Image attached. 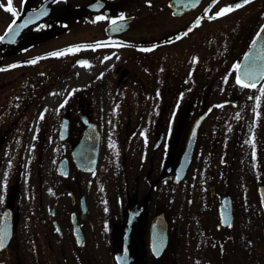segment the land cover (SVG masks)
<instances>
[{"label": "flooded vegetation", "instance_id": "flooded-vegetation-1", "mask_svg": "<svg viewBox=\"0 0 264 264\" xmlns=\"http://www.w3.org/2000/svg\"><path fill=\"white\" fill-rule=\"evenodd\" d=\"M43 1L12 0L13 15L0 0V95L21 101L0 103V264H115L125 231L141 264H167L172 238L180 248L195 241L208 264L224 260L230 241L246 240L235 230L245 204L226 160L236 146L222 121L209 119L255 89L235 82L232 64L264 24V0L220 17L211 13L233 0H217L208 13L210 0H53L22 29ZM10 23L19 24L12 43ZM82 44L94 47L47 55ZM40 61L54 76L46 100L36 99ZM23 95L34 98L22 103ZM204 111L184 172L189 132ZM197 181L205 191L186 194L183 206L181 187ZM223 200L232 207L227 223ZM151 239L154 248L165 239L158 256Z\"/></svg>", "mask_w": 264, "mask_h": 264}, {"label": "rangeland", "instance_id": "rangeland-1", "mask_svg": "<svg viewBox=\"0 0 264 264\" xmlns=\"http://www.w3.org/2000/svg\"><path fill=\"white\" fill-rule=\"evenodd\" d=\"M47 64L46 61L39 62L38 90L36 92V99L38 100L43 98L46 100L45 89L54 78L52 72L46 68ZM24 72L26 73L25 77L31 76L30 68L24 69ZM261 83H264V80ZM260 84L255 89L243 93L237 107H230V110H227V106V108L215 107L210 115L209 120L222 121L221 124L227 130L231 145L236 146L235 150H230L226 160L228 167L231 168V190H234L237 196L239 194L245 204L244 207L238 209L240 217L237 218L235 230L243 232L242 236L246 237V240H244L245 242L241 240V244L240 242L232 243L230 241L227 245L224 260L219 258L216 262L215 259V264H264V217L259 215V201L255 192L256 184L264 182V93L260 92ZM24 85L30 88L31 79L27 78ZM236 94L234 90H231L229 97L233 98ZM31 98H34V96L23 95L22 103L29 102ZM212 100L213 97L209 99V102ZM19 102L21 101L16 100V96L0 95V103ZM221 129L222 127H219V130ZM250 140L252 143H249ZM232 152L238 155L231 154ZM196 167L197 164L193 168ZM218 169H221V167L217 166L216 170ZM228 173L230 172L228 171ZM224 177L229 180L228 175ZM200 183L197 181L181 187L184 193L183 206L189 203V201L185 202L186 194L193 197V194L195 196L197 193L201 194L205 191L204 185L201 189L197 187ZM163 202L162 200L159 204L161 205ZM176 220L177 217L174 222ZM182 244L183 248H180V241L172 238L170 248L166 254L167 264H208L212 260L210 255H200L195 241L183 240ZM200 245L202 253L206 254L207 244L200 241Z\"/></svg>", "mask_w": 264, "mask_h": 264}, {"label": "water", "instance_id": "water-1", "mask_svg": "<svg viewBox=\"0 0 264 264\" xmlns=\"http://www.w3.org/2000/svg\"><path fill=\"white\" fill-rule=\"evenodd\" d=\"M52 1L53 0H45L40 4L39 7L29 11L28 14L24 16L25 20H30V22L26 23V24H30L31 22H37L38 20L43 18L45 15H47L50 12ZM41 8H43L44 14L40 15L37 18L36 16L33 15V12L39 11ZM26 24L23 25L22 29L25 28ZM18 27H19V24L15 23L14 26L12 27V29H10L8 31L6 38L9 40L10 43H12L11 38H9L10 34L12 32L17 33ZM259 31H264V30L260 29ZM15 36H16V34H15ZM261 47H264V35H262L260 37H256L255 42L252 41L251 45L246 49L245 52H248L250 55L247 57L245 55L242 56L240 62L238 63L240 65V68L236 69V74H237V72L243 74V71H244V68L246 65L249 67H256V68H259L261 65H264V53H262L260 51ZM256 56H261L262 59L255 60L254 57H256ZM262 77L263 76H257V80L255 81V83L257 84L261 80ZM202 116H203V114L200 115L195 120V122L191 128V131L189 133V136H188L187 147H186L187 152L183 158V171L184 172H185L186 166H187L189 159H190L191 150H192V147H193V144L195 141V137H196L197 126H198V123L201 120ZM258 191H259L260 200H261L262 209H263V214H264V184H261L259 186ZM220 215L222 216V221H223V218L231 220L232 212H231V203H229V200H223V202L221 203ZM159 226H160V223H159V219L157 217L153 222V227L157 232L160 230ZM151 246H152V248L155 247V244H153V239H151ZM164 246H165V239L163 241L162 246H160V247L157 246V248H155L156 251H154V249H153L155 256L159 255V253L161 252V250ZM113 257H114V261L116 264H141V263L137 262L135 254H134V252L130 246L129 232L125 231V233L122 237L121 243L113 249Z\"/></svg>", "mask_w": 264, "mask_h": 264}, {"label": "snow or ice", "instance_id": "snow-or-ice-1", "mask_svg": "<svg viewBox=\"0 0 264 264\" xmlns=\"http://www.w3.org/2000/svg\"><path fill=\"white\" fill-rule=\"evenodd\" d=\"M147 2H150V0H147ZM217 2V0H210V4L208 6L205 7L204 11L205 13H208L209 12V8L214 5L215 3ZM249 3V0H233L232 3H229L228 5H225V6H221L219 8V10L211 13V15L215 16V17H220L221 15L227 13V12H230L231 10L235 9V8H239L241 7L242 5H245ZM4 7L13 13V15H18L19 13L16 11V9H14L12 7V0H9V3L7 5H4ZM92 7H96V5H92ZM44 12H43V8H41L39 11H34L33 12V15L36 16L37 18L40 16V15H43ZM104 17H101V16H97L96 19L97 20H100V19H103ZM124 18V13L121 12L120 13V16H119V19H123ZM110 22L112 23H115V20L117 19L116 17H108L107 18ZM200 20L201 18H197L193 23L194 25H199L200 24ZM30 20H25L24 21V24L26 23H29ZM13 27V24L10 23L8 26H7V29H12ZM21 27H23V24L21 25ZM37 27H39V25H37ZM259 28L261 30H264V24H261L259 25ZM6 29V31H7ZM18 31V29H17ZM15 32H12L10 34V37L11 39H14L15 38ZM185 33H181V35H184ZM264 35V31H257L256 34H255V37L253 38V41L255 42V38L256 37H260ZM5 37L4 36H0V40H3ZM80 47H94V45H88V44H82V45H73V46H70L69 49H63L59 52H49L47 53V55L49 56H59L61 55L64 51H75V50H78ZM153 47H155V45H153ZM260 51L262 53H264V47H261ZM244 55L247 57L249 56L250 54L248 52H245ZM105 59H107V57H105ZM255 60H259V59H262L261 56H256L254 57ZM33 61H28V63H32ZM78 64H83V65H87L89 62L87 60H78L77 61ZM13 65H7L6 67H12ZM232 67L234 69H239L240 68V65L237 64V63H233L232 64ZM101 75H103V73H101ZM257 76H264V65H261L259 68H256V67H249V66H245L244 68V71H243V74L237 72L236 74V83L238 84H241V85H247L248 87H256V83L255 81L257 80ZM260 92L261 93H264V83H261L260 84ZM70 94V93H69ZM257 99H259V97H257ZM43 115V114H41ZM143 134V133H142ZM249 143H252V141L250 140ZM0 199H2V197H0ZM224 223H227V221H223ZM4 246V234L2 232H0V247H3ZM154 251H156V249L154 248ZM158 254V253H157Z\"/></svg>", "mask_w": 264, "mask_h": 264}]
</instances>
